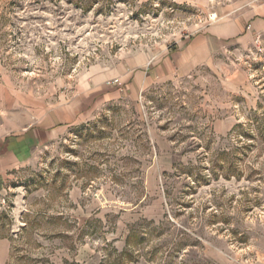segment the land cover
Returning <instances> with one entry per match:
<instances>
[{"label": "rangeland", "instance_id": "1", "mask_svg": "<svg viewBox=\"0 0 264 264\" xmlns=\"http://www.w3.org/2000/svg\"><path fill=\"white\" fill-rule=\"evenodd\" d=\"M260 3L0 0V100L67 101ZM105 84L2 184L0 264H264V34L134 95Z\"/></svg>", "mask_w": 264, "mask_h": 264}, {"label": "crops", "instance_id": "2", "mask_svg": "<svg viewBox=\"0 0 264 264\" xmlns=\"http://www.w3.org/2000/svg\"><path fill=\"white\" fill-rule=\"evenodd\" d=\"M229 11V10H227ZM205 31L193 34L176 45L169 46L157 58L128 66L121 75H99L87 82L86 88L72 99L57 104L38 106L21 96L2 89L0 100V188L9 175L23 167L42 144L65 130L89 118L90 108L115 98L107 81L120 77L132 95L143 84L163 81L174 75L185 76L208 64L214 49L224 41L242 44L264 34V3L237 14L226 12ZM110 79V80H109ZM4 93L6 95H4Z\"/></svg>", "mask_w": 264, "mask_h": 264}, {"label": "built area", "instance_id": "3", "mask_svg": "<svg viewBox=\"0 0 264 264\" xmlns=\"http://www.w3.org/2000/svg\"><path fill=\"white\" fill-rule=\"evenodd\" d=\"M110 85H118V86H120V83H119L118 80H114Z\"/></svg>", "mask_w": 264, "mask_h": 264}]
</instances>
